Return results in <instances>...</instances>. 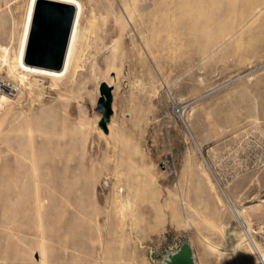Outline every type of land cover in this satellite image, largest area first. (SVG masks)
Wrapping results in <instances>:
<instances>
[{
    "label": "rangeland",
    "instance_id": "374dc122",
    "mask_svg": "<svg viewBox=\"0 0 264 264\" xmlns=\"http://www.w3.org/2000/svg\"><path fill=\"white\" fill-rule=\"evenodd\" d=\"M79 1L70 79L0 71V264H264V0Z\"/></svg>",
    "mask_w": 264,
    "mask_h": 264
},
{
    "label": "water",
    "instance_id": "95a60500",
    "mask_svg": "<svg viewBox=\"0 0 264 264\" xmlns=\"http://www.w3.org/2000/svg\"><path fill=\"white\" fill-rule=\"evenodd\" d=\"M75 8L70 4L49 0H38L35 4L25 62L31 66L49 70H60L63 65L71 28L75 18ZM102 103L106 119L111 114L110 95ZM165 264H193L189 246L169 255Z\"/></svg>",
    "mask_w": 264,
    "mask_h": 264
},
{
    "label": "bare ground",
    "instance_id": "6f19581e",
    "mask_svg": "<svg viewBox=\"0 0 264 264\" xmlns=\"http://www.w3.org/2000/svg\"><path fill=\"white\" fill-rule=\"evenodd\" d=\"M37 1L38 0H28L27 2L26 13H25L24 21H23L22 34L20 37L17 54L15 53L16 56L14 55L15 57L12 58V60H8L7 59L8 56L6 57L5 54L2 55V57L0 58V71H2V68L5 71V78L1 80L2 88L8 89L11 92L20 91L19 89L26 87V86L29 87L30 90H32L33 86L35 85H33L31 81H29L28 79L29 77L49 79L52 82V87H53L56 85V83L60 81H64L66 80V78H69L68 76L72 73V70H74V68L77 67L78 44H79V38H80V32H81V21L83 20L82 16L84 12L83 5L81 4L79 0H49V1L59 2V3L70 4L74 6L76 10L75 18H74L73 25L71 28V33H70V37L68 40L67 49H66V53L64 56L63 65L61 69L60 70H49V69L37 68L25 62V50H26L29 31L31 27L33 12H34L35 4ZM6 100H7V97L0 93V109L4 107V103ZM237 215H238V218H240V215L238 212H237ZM262 257H264V255H262Z\"/></svg>",
    "mask_w": 264,
    "mask_h": 264
}]
</instances>
